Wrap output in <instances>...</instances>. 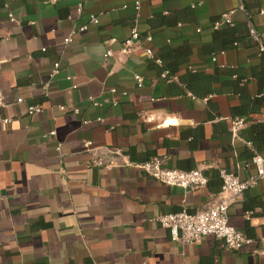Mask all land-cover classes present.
I'll list each match as a JSON object with an SVG mask.
<instances>
[{
    "label": "crops",
    "instance_id": "1",
    "mask_svg": "<svg viewBox=\"0 0 264 264\" xmlns=\"http://www.w3.org/2000/svg\"><path fill=\"white\" fill-rule=\"evenodd\" d=\"M78 5L82 13L76 15ZM133 5L0 0V264H264V252L230 251L213 237L172 242L156 221L216 202L218 178L184 190L135 166L158 157L180 171L223 169L241 181L255 174L251 154L264 160V151L255 153L247 136L252 123L264 122V110L247 120L231 118L239 97L230 88L216 84L218 93L195 98L182 93L179 74L188 69L212 76L220 69L226 82L229 70L258 68L261 56L250 38L214 60L200 50L211 43L220 15L230 11L236 32L250 23L264 44V0H139L137 11ZM81 26L86 29L64 45ZM134 27L139 41L122 53ZM165 47L190 52L172 83L159 79L161 66L154 62ZM134 76L142 79L140 87ZM247 88L256 96L255 79ZM29 106L41 111L29 116ZM234 119L243 121L236 132ZM247 198L261 202L248 219ZM227 213L230 226L243 232L248 225L255 237L264 236V177Z\"/></svg>",
    "mask_w": 264,
    "mask_h": 264
},
{
    "label": "built area",
    "instance_id": "2",
    "mask_svg": "<svg viewBox=\"0 0 264 264\" xmlns=\"http://www.w3.org/2000/svg\"><path fill=\"white\" fill-rule=\"evenodd\" d=\"M133 8L135 11L139 9V0H134ZM76 15L82 13L81 5L76 7ZM261 14L264 11L260 12ZM232 12H226L220 15L218 21L213 25V29H218L222 26L233 25L231 19ZM249 19V16H247ZM89 23L97 24V18L89 16ZM86 29L85 26H81L76 30L71 31L70 35L63 40L64 45H68L72 41V37L77 32H83ZM248 35L251 41H253L259 52H264V44L262 42V34L259 33L254 27L248 24ZM140 35L137 29L134 27L131 29L128 38L121 43V52L129 53L135 43L139 41ZM146 41H151L150 36L145 37ZM144 53L147 57L152 58V52L149 49H145ZM111 51H107L105 57H110ZM212 60L215 56L211 57ZM154 62L161 66V61L155 59ZM58 63L53 65V74L57 72ZM159 79L166 83H172L177 81L175 76H169L166 70H163ZM135 83L138 87L142 84V79L139 76H134ZM72 88H75L74 86ZM111 93L115 94L116 90L112 89ZM121 97L125 96L124 93L120 94ZM22 99H17L16 103H21ZM1 104V100H0ZM91 104L96 106L97 103L91 100ZM115 104V102L113 103ZM59 110L64 112L65 107H59ZM41 111L38 106H29L27 108V114L29 116L39 113ZM77 113L76 109L72 110ZM9 120H4V123H8ZM85 123V122H84ZM231 129L236 132L243 124L241 119H234L231 123ZM90 144L87 143V147ZM99 165V163H95ZM252 164L255 166V174L246 180H239L233 173L227 172L223 169H219V178L221 180L219 198L216 202L212 203L207 208L190 213L186 210H181L176 213H169L160 215L156 221L158 224L166 229L169 233L170 240L172 242H178L181 244H193L198 243L204 237H213L220 241L223 247L230 251H240L248 249L251 254H259L264 252V236L260 237L258 242L247 238L241 231L235 229L228 224V207L234 201L241 198L244 191L253 188L260 179L264 177V160L261 156L255 155L252 158ZM139 170L148 175L155 181L164 184L169 187H178L184 190H196L204 187L207 183V178L204 175L203 168H197L190 171H180L166 167L163 159L154 157L149 161L135 165ZM250 213H245L246 219L249 218ZM261 248V249H260Z\"/></svg>",
    "mask_w": 264,
    "mask_h": 264
},
{
    "label": "trees",
    "instance_id": "3",
    "mask_svg": "<svg viewBox=\"0 0 264 264\" xmlns=\"http://www.w3.org/2000/svg\"><path fill=\"white\" fill-rule=\"evenodd\" d=\"M247 38H249L248 28L242 33H238L235 31L234 24L231 26L225 25L218 29H214L211 43L202 47L200 53L205 57H213L237 48ZM259 54L261 56V65L258 68L252 69L250 74L242 72L241 70H229L225 72L228 76V81L226 82H220V77L224 75L220 69H216L212 76H206L197 71L188 69L182 74H179V66L189 63L190 52L188 48L182 47L174 49L165 47L160 49L158 58L162 64L161 72L166 70L169 76L179 74V81L184 86V91L182 93L187 92L195 98L204 99L211 94L218 93L215 88L216 84H220L221 87L230 88L232 93L239 97V105L231 108V118L237 117L247 120L253 115L260 114L264 110V52H259ZM249 78H253L257 82L258 90L256 96H252L248 91L247 85ZM247 138L254 152L262 154L264 151V122L252 123L249 126ZM251 155L252 160L254 153ZM204 175L208 181L211 177L218 178L216 194H219L221 184L219 173H205ZM243 204L246 213L261 206V202L256 199L248 198ZM242 233L253 241L258 242L259 240V238L255 237L252 229L248 225Z\"/></svg>",
    "mask_w": 264,
    "mask_h": 264
}]
</instances>
